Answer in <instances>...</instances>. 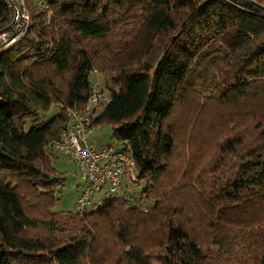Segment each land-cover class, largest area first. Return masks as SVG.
Masks as SVG:
<instances>
[{"label": "trees", "instance_id": "16d2710c", "mask_svg": "<svg viewBox=\"0 0 264 264\" xmlns=\"http://www.w3.org/2000/svg\"><path fill=\"white\" fill-rule=\"evenodd\" d=\"M26 3L0 51V264H264V0ZM13 17L0 3V31ZM95 72L93 125L134 158L147 210H54L52 143Z\"/></svg>", "mask_w": 264, "mask_h": 264}, {"label": "built area", "instance_id": "2783aa9c", "mask_svg": "<svg viewBox=\"0 0 264 264\" xmlns=\"http://www.w3.org/2000/svg\"><path fill=\"white\" fill-rule=\"evenodd\" d=\"M13 11V22L0 31V51L22 38L31 24L26 0H0ZM43 7H46L43 5ZM110 100L104 88L93 82L87 104L82 109H67L69 123L52 148L66 156L78 169L81 183L74 204V214L83 215L93 204L102 205L105 199L123 200L128 205L148 206L131 191L137 183L135 160L132 155L107 144L97 146L91 137L95 131L94 119Z\"/></svg>", "mask_w": 264, "mask_h": 264}, {"label": "rangeland", "instance_id": "374dc122", "mask_svg": "<svg viewBox=\"0 0 264 264\" xmlns=\"http://www.w3.org/2000/svg\"><path fill=\"white\" fill-rule=\"evenodd\" d=\"M91 78L95 84H97L100 88H104V76L100 73H92ZM58 112L56 107H53L47 113L40 114V121L44 123L46 120L50 119L53 115ZM34 121L29 119L25 125V128L29 130ZM95 135L99 141L104 143H110L111 145L117 146L118 142L112 137L111 128L109 125L104 124L98 126ZM54 165L58 171L63 172L65 174V183L64 186L57 190V201L54 206L55 211H67L73 212L74 204L76 202V186L81 181L80 174L75 165L64 155H60L57 153V157L54 160ZM142 185L140 184H130V189L132 192L139 191Z\"/></svg>", "mask_w": 264, "mask_h": 264}, {"label": "crops", "instance_id": "0c3cea01", "mask_svg": "<svg viewBox=\"0 0 264 264\" xmlns=\"http://www.w3.org/2000/svg\"><path fill=\"white\" fill-rule=\"evenodd\" d=\"M97 127H98V126H97ZM97 127H95V131H96ZM95 131H94V133H93V135H92V137H91V140H92L97 146H102V145L110 144V143H104V142H102V141H99V140L97 139L96 135H95ZM80 183H81V181H80V182L77 184V186H76L77 194H78V186H79ZM76 197H77V196H76Z\"/></svg>", "mask_w": 264, "mask_h": 264}]
</instances>
